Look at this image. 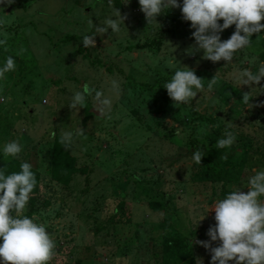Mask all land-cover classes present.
Listing matches in <instances>:
<instances>
[{"label": "rangeland", "instance_id": "1", "mask_svg": "<svg viewBox=\"0 0 264 264\" xmlns=\"http://www.w3.org/2000/svg\"><path fill=\"white\" fill-rule=\"evenodd\" d=\"M113 7L125 17V29L95 36V46L85 48L82 36L94 34ZM0 9L7 47L0 49V62L8 55L15 61V70L0 79V145H21L16 157L0 155V166L16 159L38 172L31 218L44 223L55 242L48 264H164L165 233L188 243L195 264H208L210 251L190 240L209 239L214 213L196 227L195 220L225 193H246L253 170L264 169V89H257L264 77L255 85L237 79L240 69L255 74L263 63L264 29L224 64L187 51L195 42L181 37L187 21L178 7L155 17L159 28L146 24L137 0H111V6L109 0H13ZM232 32L219 33L220 39ZM177 66L193 69L203 85L178 106L162 87ZM111 80L120 85L118 96H112ZM83 83L112 98L110 111L99 113L91 96L69 107ZM247 92L249 106L241 102ZM78 128L83 134L68 146L77 170L64 185L52 176L54 144ZM226 129L235 141L218 148L220 154L247 152L243 165L233 157L235 179L224 185L204 175L191 153L217 148ZM151 201L163 205L154 211ZM27 209L28 202L22 214Z\"/></svg>", "mask_w": 264, "mask_h": 264}, {"label": "clouds", "instance_id": "2", "mask_svg": "<svg viewBox=\"0 0 264 264\" xmlns=\"http://www.w3.org/2000/svg\"><path fill=\"white\" fill-rule=\"evenodd\" d=\"M13 0H0V5L11 4ZM129 0H122L128 3ZM111 6V0H109ZM139 11L143 13L146 24H159L155 17L168 9L179 8L183 21L189 22L194 29L191 37L195 48L188 52L202 51L204 59L217 62L223 60L224 64L234 57V54L250 44V36L264 29L259 23L264 18V0H137ZM2 10V9H0ZM123 17L113 7L112 14L105 17L101 25L94 26V34L83 35L81 43L85 48L95 46V36L110 30L118 33L123 26ZM218 21H222L218 23ZM89 25L92 21L89 19ZM234 25L231 35L221 40L219 33ZM124 28V26H123ZM125 29V28H124ZM0 49L7 51L6 40L0 38ZM15 70V61L11 55L5 56L0 62V79L6 73ZM264 77V63H261L255 74L248 68L240 69L237 79L240 85H255ZM167 96L175 105L188 104L197 91L202 89V79L198 78L193 69L186 66L176 67L162 86ZM208 87H211L209 83ZM112 96H118L120 85L116 80L109 82ZM256 88V87H255ZM258 92L264 89L261 85ZM91 96L96 102L97 111L101 114L110 111L112 98L105 96L100 90L90 88L83 83L75 91L70 100L69 107L79 108ZM251 96L244 93L241 102L248 105ZM4 98L0 96V103ZM81 128L76 131H65L61 134L60 143L68 147L75 135H82ZM55 135V133H50ZM235 141V134L225 130L223 137L216 140L217 148H228ZM21 152V145L17 140H10L0 145V155L16 157ZM204 152L197 149L192 151L191 160L200 165ZM254 174L247 179V191L235 188L225 193L221 198L215 199L204 214L195 220L202 219L211 210L214 225L209 226L206 235L207 241L190 240L198 246L210 251L208 264H264V169L253 170ZM37 184L32 165L21 162L19 170L5 171L0 167V264H48L55 253V242L46 230L44 223H37L33 218L23 215L25 206L30 198L34 186ZM219 241L215 247H209L210 242ZM196 264H203L201 259Z\"/></svg>", "mask_w": 264, "mask_h": 264}, {"label": "trees", "instance_id": "3", "mask_svg": "<svg viewBox=\"0 0 264 264\" xmlns=\"http://www.w3.org/2000/svg\"><path fill=\"white\" fill-rule=\"evenodd\" d=\"M222 21H218L221 23ZM232 30H234V26H229L227 29H224L222 32L223 34H229ZM194 29L189 27V22L185 23L183 28L180 31L181 37L187 40H194L191 37V32ZM260 61L264 63V51L261 52L259 55ZM247 149H243L237 155H228L224 156L221 155L220 150L218 148H214L212 151L204 152L205 155L201 158L200 161V168L201 172L204 175H207L211 179H219L222 184H227L235 179L234 171L235 167L233 165V157H236L238 161H240V165H243L245 161ZM21 162L12 159L8 163L3 166L6 173L7 172H14L19 170V164ZM33 172L36 177V181L38 182V172L33 169ZM52 176L53 179L61 184H68L71 176L76 172V167L73 165V158L69 154L68 147H64L60 143V137H58L54 144V151L52 157ZM237 172V171H236ZM37 184L34 186L32 193L36 191ZM30 194V195H31ZM163 205L162 201H151L149 202V206L152 210L156 211ZM33 198L30 196L28 200V209L23 215H27L31 217L33 213ZM167 223H162L161 226H166ZM161 251L163 254V262L164 264H195L192 252L189 249L188 243L179 235L172 234V233H165L161 237Z\"/></svg>", "mask_w": 264, "mask_h": 264}]
</instances>
